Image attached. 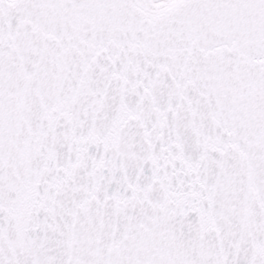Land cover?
Listing matches in <instances>:
<instances>
[{"label": "snow or ice", "instance_id": "snow-or-ice-1", "mask_svg": "<svg viewBox=\"0 0 264 264\" xmlns=\"http://www.w3.org/2000/svg\"><path fill=\"white\" fill-rule=\"evenodd\" d=\"M0 264H264V0H0Z\"/></svg>", "mask_w": 264, "mask_h": 264}]
</instances>
